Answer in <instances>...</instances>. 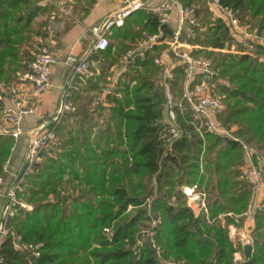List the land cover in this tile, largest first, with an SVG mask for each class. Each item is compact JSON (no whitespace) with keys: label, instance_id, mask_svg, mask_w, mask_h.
Returning a JSON list of instances; mask_svg holds the SVG:
<instances>
[{"label":"trees","instance_id":"trees-1","mask_svg":"<svg viewBox=\"0 0 264 264\" xmlns=\"http://www.w3.org/2000/svg\"><path fill=\"white\" fill-rule=\"evenodd\" d=\"M186 1L201 3L198 11L206 25L189 42L220 47L234 40L226 22L210 17L208 0ZM44 2L0 0V80H14L8 71L26 66L43 45H50L39 40L46 37L43 25L47 22L38 27L35 23L40 14L55 10L50 1ZM223 5L237 11L243 23L264 29V0H223ZM135 12L123 25L113 26L109 36L135 41L146 29L150 33L158 29L153 16L145 21L144 13ZM163 32L171 35L166 25ZM161 48L155 46L144 57L136 53L130 70L109 90L115 67L130 46L101 50L96 55L100 62L96 81L74 92L76 109L58 120H43L57 133L59 145L45 153L40 169L29 178L26 198L31 209L21 208L11 220L14 233L2 244L3 264H164L162 259L170 258L177 264L234 263L237 248L229 227L244 224V213L253 199V185L242 178L246 157L241 141L264 151V60L238 54L221 57L213 50L193 49L194 56L214 58L217 92L225 105L219 118L239 140L209 132L202 136L191 123L193 112L185 106L177 108L178 123L189 133L167 142L166 94L159 82L162 67L154 61ZM174 71L172 88L180 100L182 66H175ZM83 89L85 97L80 94ZM96 89L107 93L110 104L105 127L96 124V111L105 109L103 103L91 107L93 97L88 93ZM19 143L13 136L0 137V175L11 156L12 164L22 161L14 154ZM193 185L206 192L207 212L196 215L189 206L183 187ZM130 205L142 207L132 218L124 217ZM149 210L154 218L161 217L153 238L162 258L151 237L137 244ZM234 215L240 216L239 222ZM252 216L253 252L242 264H264V204L254 208ZM18 234L39 244L41 255L17 249Z\"/></svg>","mask_w":264,"mask_h":264},{"label":"built area","instance_id":"built-area-1","mask_svg":"<svg viewBox=\"0 0 264 264\" xmlns=\"http://www.w3.org/2000/svg\"><path fill=\"white\" fill-rule=\"evenodd\" d=\"M123 1L124 4L118 12L110 14L100 27L94 29L92 42L82 54L69 53L62 61L66 67V75L61 86L60 104L54 119L58 120L64 113L76 109L74 92L79 89L77 76L87 74L93 64V56L111 46L109 33L112 27L123 25L128 15L144 6L143 0ZM210 2L214 12L213 17L221 18L226 22L234 38L233 41H226L220 47L212 48L213 51L221 57L240 54L264 60V29L255 28L250 23H243L237 11L223 5V0H210ZM151 11L158 18L161 30L155 34H146L145 38L136 43L140 48L130 50L122 58L117 77L111 80L109 89L115 88L117 78H121L127 71V65L136 53L144 57L145 53L156 45L167 44L168 48L162 50L154 59L155 63L162 67L159 80L166 94L164 104L168 117V125L165 129L166 141L177 140L189 133L187 128L181 127L178 123L177 108L183 110L185 106L193 112L194 119L191 123L201 135L209 132L239 140L232 134L233 129H228L219 118L224 112L225 105L222 96L217 92L218 69L215 67L214 58L206 55L194 56L191 53L193 49L201 47L191 45L189 40L196 38L205 30L199 19L197 7L185 3L184 0H162ZM173 16L177 18V26L171 38L165 39L162 26L166 25ZM183 36L186 40H182ZM172 55L174 60L168 61L167 59ZM176 61L182 66L184 74L180 100L171 84L175 77ZM59 62L60 59L55 50L50 45H43L34 58L16 72L14 80H0V137L13 136L18 139L22 134L28 137V145L21 163L14 165L11 163V158L8 159L3 163L0 175V198L3 199L0 212V264H3L2 244L8 235L14 233L11 220L17 216L21 208H31L22 199L23 193L27 192L29 178L40 169L45 153H52L59 145V137L55 131L48 128L47 121L29 129L23 127L27 116L38 114L40 97L53 86V68ZM241 142L246 157L242 167V178L253 185V199L249 210L244 213L249 217L252 216L254 208H261L264 202V155L250 144ZM187 187L192 189L196 199H200L199 210L191 205L196 199L187 193ZM196 187L197 185L183 187L184 193L189 198L188 204L194 211L207 212L205 194L197 191ZM235 219L239 222L240 216L235 215ZM160 222L161 217L153 218L148 237H151L153 246L162 258V250L153 238L154 228ZM106 230L109 231L108 228ZM230 237L235 242L236 248L242 246L245 251L247 245L254 247L255 238L252 231H241L237 224L231 226ZM15 246L37 257L41 255L40 245L25 241L21 234L15 236ZM249 258L251 257H247L246 253L238 251L235 253L233 264H242ZM162 261L164 264L178 263L173 259H162Z\"/></svg>","mask_w":264,"mask_h":264},{"label":"crops","instance_id":"crops-1","mask_svg":"<svg viewBox=\"0 0 264 264\" xmlns=\"http://www.w3.org/2000/svg\"><path fill=\"white\" fill-rule=\"evenodd\" d=\"M44 1L45 2L50 1L55 6V10L51 13L40 14L37 17L35 21L36 27H38V24L41 23L42 21L47 22L46 25H43V31L46 33V37H44L43 39L39 38V40L41 41V43L45 42L46 44H50L52 46V48L55 50V52L59 56L60 62L57 63L53 68V75H52L53 86L40 97L39 104H38L39 105L38 114L30 115L25 118L23 122V127L25 129L35 127L39 125L40 123H42L45 118L54 117L56 115L59 104H60V98H61V92H62L61 86H62L64 77L66 75V67L64 66L62 61L69 53H74L77 55L82 54L90 46L92 42V39L94 37V29L97 27H100L103 21L106 19V17H108L112 13L118 12L119 9L124 4L123 0H44ZM161 1L162 0H143L144 6L141 9L137 10L135 13H144V15L142 16L143 18H145L144 19L145 21L148 20L149 16H153L158 22V18L152 13L151 9L157 6ZM184 2L188 3L186 0H184ZM188 4H192L196 6L197 10L201 7L200 2L188 3ZM207 4L210 5V8L212 7L210 0L207 1ZM198 14H199V19H200L199 11H198ZM201 23L206 29V25L202 21ZM166 26H168L171 29V35L164 36V38L169 39L172 36L173 30L177 26V18L173 16V18L170 19V21L166 24ZM160 30H161V27L158 23V29L156 31H154L153 33H150V31L146 29L144 31L145 34L142 37L136 38L135 41L126 39L124 37H115V36L110 35L109 37L112 43L111 47L116 48V47H122V46H130V49L127 51V53L130 50H138L140 47L136 44L137 42L145 38L146 34H155V33H158ZM162 31H163V26H162ZM163 35H164V32H163ZM191 45H198L201 48H196V49H201V50H206V49L213 50L212 48H216V47L203 46V45L193 44V43H191ZM156 46L162 47L160 52L168 48V45L163 44V43L158 44ZM96 55L93 56V64L89 72L87 74L77 76V83L79 84V87L85 88L88 85V83L96 81L100 73V62L97 60ZM125 55H123L122 58ZM172 57L168 58L167 60L169 61L170 59L173 61L174 56ZM122 58L120 60V64H121ZM176 63H177L176 64L177 66L178 62L176 61ZM120 64L119 65L117 64V66L115 67L116 68L115 75L112 79L117 77L116 75H117V71L120 68ZM131 65L132 64L130 63L127 65V70H130ZM23 67L25 66L23 65ZM20 68L21 67L17 68L16 71L14 72H9L7 70L8 73L11 74V77H10L11 79L15 77L16 72ZM161 74H162V70L159 74V78ZM120 79L121 78L119 77L117 78L115 87L117 86V83ZM180 83L182 86V81ZM109 87L107 88V90H109ZM106 94L107 93H103V97L101 98H106ZM107 110L96 111L97 112L96 116L99 118L105 117V115L107 114ZM19 142H20L19 148H17V151L14 148L13 150H15L14 152V154L16 153L15 156H18V158L20 156L23 159L25 152H26L25 150H26V145L28 142V137H26V135H21L19 137ZM20 163H14V165H19ZM2 202L3 201L0 199V212H1ZM262 204H264V202H262ZM201 211H196V213L198 212L200 213ZM228 214L233 216V213L231 214L228 213ZM221 217H224V215H221ZM233 225L235 224L230 225L229 227L230 231H231V226ZM254 228H255V218L253 216H249V217L247 216L244 224L242 226H238L239 230L248 231V232L252 231V234H253ZM230 231H229V235H230ZM234 245H235V242H234ZM238 251L245 253L244 248L242 246L237 247L236 252Z\"/></svg>","mask_w":264,"mask_h":264},{"label":"rangeland","instance_id":"rangeland-1","mask_svg":"<svg viewBox=\"0 0 264 264\" xmlns=\"http://www.w3.org/2000/svg\"><path fill=\"white\" fill-rule=\"evenodd\" d=\"M212 11V14H214V12H213V10H211ZM211 13V12H210ZM211 15V14H210ZM210 17H212L213 18V16L211 15ZM11 75V74H10ZM86 90L85 89H83L81 92H80V94L82 95V96H84V95H86ZM103 93L104 92H102V91H100V90H95V91H91V92H89L88 94L91 96V97H93V102H92V104H91V107L92 108H98V106H99V103H100V101H102V103H103V105H104V107H105V109L104 110H107L109 107H110V104L107 102V100H106V98H101V97H103ZM85 97V96H84ZM75 102H77V101H75ZM77 104V103H76ZM107 108V109H106ZM109 112H108V110H107V114L105 115V117H102V118H96V120H97V122H96V124L97 125H101L102 127H105L106 126V123H107V121L109 120V114H108ZM69 123H70V125H71V127L73 126V123H74V120H73V118L72 119H70V121H69ZM196 130V129H195ZM197 131V130H196ZM203 136V135H202ZM67 137V136H66ZM62 139V141H64V138L62 137L61 138ZM56 150V149H55ZM264 152V151H263ZM45 160V159H44ZM135 180H137V178L135 179ZM76 185H77V183H76ZM196 189H197V191H200V192H203L205 195H204V198H205V201H206V198H207V194H206V192H204V190H200V188H198V186L196 187ZM27 191H28V188H27ZM73 191L71 190V188L69 189V193H72ZM187 192H188V194L189 195H192V197L194 198V199H196L195 198V195L192 193V190L190 189V188H188L187 189ZM27 192L25 191V193H23V195H22V199L24 200V201H26L27 202V198H26V196H27V194H26ZM66 193V192H65ZM75 193H78V188H76L75 189ZM202 193V194H203ZM187 200H189V198H188V196H187ZM195 201V200H194ZM194 201H192V202H194ZM31 206V204L29 203V207ZM149 206V205H148ZM200 205H198V204H194V208L196 209V210H199L200 209V207H199ZM140 207H142V206H140ZM140 207H137V206H133V205H130L129 207H128V209H127V211L125 212V215H124V217H129V218H132L133 216H135L136 214H137V211H138V209H140ZM143 207H145V206H143ZM146 207H147V205H146ZM31 209V208H30ZM149 209H150V207H149ZM146 216H149V220L148 221H145V224H142L141 225V227H140V231H139V234L137 235L138 236V241H137V244L138 245H142V243L144 242V240H146V239H148V232H149V230H150V228H151V225H152V220H153V218H154V214L151 212V210H149V212H148V214H146ZM147 223V224H146ZM115 224V222L113 223V225ZM144 225V226H143ZM145 225H147V226H145ZM103 231H104V233H108V231L106 230V228L104 227V229H103ZM140 237V238H139ZM170 259H173V258H170Z\"/></svg>","mask_w":264,"mask_h":264},{"label":"water","instance_id":"water-1","mask_svg":"<svg viewBox=\"0 0 264 264\" xmlns=\"http://www.w3.org/2000/svg\"><path fill=\"white\" fill-rule=\"evenodd\" d=\"M194 204L200 205L201 204L200 199H196L191 205L194 206ZM252 251H253L252 245L245 246V253H246L247 257H251Z\"/></svg>","mask_w":264,"mask_h":264},{"label":"bare ground","instance_id":"bare-ground-1","mask_svg":"<svg viewBox=\"0 0 264 264\" xmlns=\"http://www.w3.org/2000/svg\"><path fill=\"white\" fill-rule=\"evenodd\" d=\"M190 188V187H187V189ZM191 189V188H190ZM192 190V189H191ZM188 193V192H187Z\"/></svg>","mask_w":264,"mask_h":264}]
</instances>
